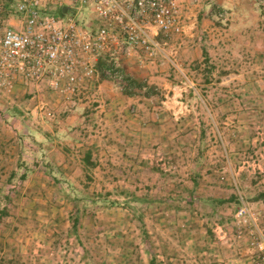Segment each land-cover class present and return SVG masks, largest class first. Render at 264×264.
I'll return each mask as SVG.
<instances>
[{"label": "rangeland", "instance_id": "1", "mask_svg": "<svg viewBox=\"0 0 264 264\" xmlns=\"http://www.w3.org/2000/svg\"><path fill=\"white\" fill-rule=\"evenodd\" d=\"M179 1L133 95L0 90V264H264V0Z\"/></svg>", "mask_w": 264, "mask_h": 264}, {"label": "built area", "instance_id": "2", "mask_svg": "<svg viewBox=\"0 0 264 264\" xmlns=\"http://www.w3.org/2000/svg\"><path fill=\"white\" fill-rule=\"evenodd\" d=\"M183 32L179 0H14L13 13L0 14V90L46 87L75 107L102 73L119 89L129 85L121 57L167 56Z\"/></svg>", "mask_w": 264, "mask_h": 264}, {"label": "trees", "instance_id": "3", "mask_svg": "<svg viewBox=\"0 0 264 264\" xmlns=\"http://www.w3.org/2000/svg\"><path fill=\"white\" fill-rule=\"evenodd\" d=\"M0 8H1L0 9V14L2 15V17H9L14 11V0H10V4H9V8L10 9H9V11L6 8L2 9V5L0 6ZM7 8H8V5H7ZM101 76L103 78L106 77L103 73H102ZM127 79H128L129 85L126 88H124V89H126L124 92L127 93V94H130V95H133V93H134L133 89L136 88V87H142V84H140L135 79H132V78H127ZM87 162L89 163V158L87 159ZM233 199H236V198H233ZM222 201H225V200H222ZM152 264H155V263L153 262Z\"/></svg>", "mask_w": 264, "mask_h": 264}, {"label": "water", "instance_id": "4", "mask_svg": "<svg viewBox=\"0 0 264 264\" xmlns=\"http://www.w3.org/2000/svg\"><path fill=\"white\" fill-rule=\"evenodd\" d=\"M68 9L69 8L67 6H65L64 9H63V12L66 13L68 11Z\"/></svg>", "mask_w": 264, "mask_h": 264}]
</instances>
